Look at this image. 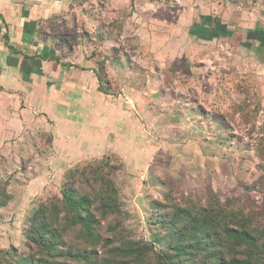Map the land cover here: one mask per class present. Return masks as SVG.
<instances>
[{"label":"rangeland","instance_id":"rangeland-1","mask_svg":"<svg viewBox=\"0 0 264 264\" xmlns=\"http://www.w3.org/2000/svg\"><path fill=\"white\" fill-rule=\"evenodd\" d=\"M72 8L76 12L60 20L56 41L66 51L80 44L84 59L103 68L107 94L123 91L132 103L140 101L141 116L132 110L130 117L136 151L129 160L108 152L59 177L46 172L32 179L23 173L33 163L4 154L18 149L5 145V134L0 264L41 259L28 237L39 210L60 203L69 183L80 194L97 191V168L116 190L119 210L106 218L94 210L95 240L79 227L62 234L74 255L87 259L97 250L95 264L114 258V264H164L160 258L172 254L177 234L160 218L171 209L194 216L221 206L254 226L264 209V0H77ZM75 170L91 172L87 184L73 177ZM132 243L149 252L113 255L114 247ZM65 259L56 260L87 264ZM188 264L204 263L194 257Z\"/></svg>","mask_w":264,"mask_h":264},{"label":"crops","instance_id":"crops-1","mask_svg":"<svg viewBox=\"0 0 264 264\" xmlns=\"http://www.w3.org/2000/svg\"><path fill=\"white\" fill-rule=\"evenodd\" d=\"M76 2L0 0V140L10 135L5 145L18 149L4 154L33 163L23 173L32 179L59 177L108 152L129 160L136 151L130 117L141 116L140 101L100 92L96 61L84 59L80 44L66 51L56 41Z\"/></svg>","mask_w":264,"mask_h":264},{"label":"trees","instance_id":"trees-1","mask_svg":"<svg viewBox=\"0 0 264 264\" xmlns=\"http://www.w3.org/2000/svg\"><path fill=\"white\" fill-rule=\"evenodd\" d=\"M103 72V68L99 67L96 75L100 92L107 94L106 90L101 87ZM111 158L112 156L102 158L105 162L104 167H107V161ZM97 170L95 172L97 175L93 180L98 184L97 191L80 194L74 184L69 183L61 192L60 203L39 210L40 220L36 221L35 229L29 231L28 237L41 250L42 258L30 264H67L56 260L65 259V257L85 261L87 264H95L97 260L94 256H98L97 250L94 251V256L92 254L87 259H83L78 254L74 255L66 246L62 234L68 227H79L87 239L95 240L94 230L97 221L94 217V210L104 218L117 212L116 190L110 182L99 175L102 168H97ZM90 173L88 170H83L79 174L75 170L73 177L76 178V174H79L80 183L87 184L89 178L84 176ZM171 210L173 211L171 216L160 218L162 223L166 222L175 228L177 234L176 243L171 249L172 254H164L160 258L164 264H188L194 257H200L204 264H264V223L262 222L264 209L254 218V226L251 224L253 220L242 222L231 210L222 211L221 206L213 209L214 211L199 209L194 216L181 208ZM101 244L105 245V248L108 247L107 240ZM112 250H114V256L119 251L123 252L124 258L131 257L132 253L142 258L144 253L149 252L147 246L141 247V244L133 243L120 245ZM109 253L110 249H107L106 255L108 256ZM115 260L116 258L114 260L104 259L101 264H114Z\"/></svg>","mask_w":264,"mask_h":264}]
</instances>
